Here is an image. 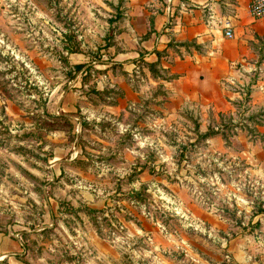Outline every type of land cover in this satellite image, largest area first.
<instances>
[{"label":"rangeland","instance_id":"374dc122","mask_svg":"<svg viewBox=\"0 0 264 264\" xmlns=\"http://www.w3.org/2000/svg\"><path fill=\"white\" fill-rule=\"evenodd\" d=\"M127 2L0 0V264H264L258 72L179 104Z\"/></svg>","mask_w":264,"mask_h":264},{"label":"crops","instance_id":"0c3cea01","mask_svg":"<svg viewBox=\"0 0 264 264\" xmlns=\"http://www.w3.org/2000/svg\"><path fill=\"white\" fill-rule=\"evenodd\" d=\"M248 2L128 0V16L122 29L127 40L137 44L140 40L142 53L135 51L137 57L158 61L166 71L167 76L159 83L179 104L218 112L229 110L231 99L238 93L230 95L228 89L242 83L246 74L258 72L257 80L250 86L248 106L262 110L264 17H251ZM225 22L231 26V38L224 36ZM126 51L124 47L117 53ZM0 252V258L11 260L19 251L0 247Z\"/></svg>","mask_w":264,"mask_h":264},{"label":"built area","instance_id":"2783aa9c","mask_svg":"<svg viewBox=\"0 0 264 264\" xmlns=\"http://www.w3.org/2000/svg\"><path fill=\"white\" fill-rule=\"evenodd\" d=\"M248 12L251 17L258 19L264 17V0H249L248 2ZM224 36L231 38L233 37V32L231 26L228 22L223 24Z\"/></svg>","mask_w":264,"mask_h":264},{"label":"trees","instance_id":"16d2710c","mask_svg":"<svg viewBox=\"0 0 264 264\" xmlns=\"http://www.w3.org/2000/svg\"><path fill=\"white\" fill-rule=\"evenodd\" d=\"M157 54H159V52H157ZM141 56V55H140ZM144 63L146 64V66H148L150 72L152 73L153 75V78H163L161 74L158 73V71L156 70V67L157 65L159 64L158 61H154V62H147V61H144ZM84 65L82 63H79V64H74L73 65V69L75 71L77 70H80ZM264 112V111H263ZM216 133V131H208L204 134V136H209L211 134H214Z\"/></svg>","mask_w":264,"mask_h":264}]
</instances>
